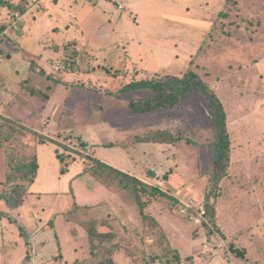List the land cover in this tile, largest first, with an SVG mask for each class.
Masks as SVG:
<instances>
[{"label": "rangeland", "instance_id": "374dc122", "mask_svg": "<svg viewBox=\"0 0 264 264\" xmlns=\"http://www.w3.org/2000/svg\"><path fill=\"white\" fill-rule=\"evenodd\" d=\"M124 1L130 2V0ZM137 3V15L134 11L129 20L135 27L132 34L142 41L136 47L139 50L144 48L145 54L139 55V50L136 53L137 56H142L143 61L151 62L152 67L160 68L159 72L149 73L142 68L139 70L137 66L129 72V75L115 76L113 69L99 68L97 75L104 76L105 83L100 86L102 90L98 88L99 86H95L96 83L92 84L94 88L90 91L93 93L92 99L95 98L94 102L87 97L85 103L83 99L79 100V95L82 93L74 92V89L69 90L71 100L76 99L75 111H81L84 120L94 122L99 120L102 122H99V125H108L103 120H120L121 122L113 124L115 127L126 128L125 132L138 122L140 126L138 132L140 137L144 138L151 131L149 121L145 118L132 120L129 103L148 93H132L124 97L119 94L121 88L133 81L152 77L158 80L181 78L193 72L197 79L205 81L212 87L228 112L232 158L227 178L218 190H214L209 174L214 170L211 146L216 141V130L209 105L201 94H191L171 114H164L161 122L155 120L159 122L154 125L156 131L159 128H171L174 131L177 147L181 153L180 160L183 161L175 165L176 180L181 186L178 190H172L173 186L167 182L169 180L167 175L163 173L161 177L164 184L161 188L173 198L160 197L161 201H159L163 211L162 221L168 230L163 228L161 230L151 218L144 220L136 198L130 192L133 213L130 215L129 223L123 228L124 234H116L118 238L112 242L113 252L118 247H122L123 250L120 251L130 260L133 259V264H159L161 260L164 264L174 263L176 256L167 247L168 237H177L185 241L184 245L188 243V246L183 259L180 256V261L175 264H194L196 257H199L203 264H207L209 259L211 262L216 256L220 258L218 250L221 251V258L230 264H264V0H137ZM9 12L11 14L12 11ZM43 14L47 16L45 12ZM18 33L14 34L18 35ZM109 48L107 53L115 65L119 51L116 47ZM161 49L167 50L168 58L159 59L154 56L156 50ZM72 55L73 51L69 52L67 57ZM86 59L83 54L80 55L76 67L81 69L87 67ZM108 70H112L111 73H107ZM37 73L40 81L36 82L38 86L32 85V87L37 88V104H40L48 98L47 83L49 82L46 78L49 74ZM67 73L49 75V77L59 79L60 76L62 78L65 76V80H72L66 76ZM75 80L77 82L79 79ZM111 96L114 98L112 99ZM79 104L81 107L78 106ZM72 115L74 114L70 117H48L47 120L55 121L51 126H48L49 121L42 126V121L36 117H12L13 120H8L11 123L19 122L18 126L26 132V136L29 134L28 142L33 145L39 144L43 140L42 137L46 138L44 134L59 138L60 141H67L66 145L70 147L78 145L80 139L87 145V134L81 131L82 126L76 125L81 121ZM2 116L8 114L0 108V117ZM5 126L6 129L11 127L6 121L0 120V128L4 129ZM33 127L38 130L37 133L32 134ZM72 141H74L73 145L68 144ZM123 141L125 139L121 142ZM54 145L56 147L47 145L41 148L40 163L43 171L41 182L60 172L61 167L54 165V149L59 148L62 152L64 149L60 143ZM9 155V151L0 148V195L7 193L16 200L15 194L9 193V189L15 187L9 185V180L12 179L9 170L13 166L12 160L8 158ZM210 192L219 195L216 199H211V204L215 202L218 228L210 221L212 232L209 235L208 229L197 228L195 223L178 213V209H175V196L188 195L206 199ZM69 197L70 199L57 202L56 206L60 205L62 208L64 202L68 205L75 204L72 192ZM13 199H10L12 203H14ZM24 199L18 202L16 208L2 201L0 210L3 212L13 210L14 216L10 214L9 216L16 219L25 229L17 218L30 211L31 199L28 201ZM42 207L41 201L36 204L38 211H41ZM43 209L45 210L46 207ZM66 217L67 221L71 218L75 223L71 228L83 229L84 234L76 235L79 237L75 241L91 255L90 253L95 250L87 230L93 228L95 217L86 210L78 212V208L74 206L66 212ZM1 218L9 221L8 218ZM123 230L120 229L122 232ZM70 236L74 237L75 234L71 233ZM97 243L99 241L95 240L94 246ZM204 244H209L213 253L217 255L213 257L214 254H210L203 259ZM233 249L243 253L244 256H237L233 253ZM60 259L61 256H56V261ZM92 260L91 258L89 264L101 262V260ZM86 261L87 258H83V264Z\"/></svg>", "mask_w": 264, "mask_h": 264}, {"label": "crops", "instance_id": "0c3cea01", "mask_svg": "<svg viewBox=\"0 0 264 264\" xmlns=\"http://www.w3.org/2000/svg\"><path fill=\"white\" fill-rule=\"evenodd\" d=\"M3 1L6 2L2 4ZM25 1L27 0H0V26L7 21L9 10H13L11 6L22 5ZM137 4V0H130L128 3L124 0H52L45 3L42 10L26 14L25 24L18 35L14 34L12 39H7L3 42L4 44H1V49L10 56L5 57L4 54L5 59L0 62V108L7 111L8 116L6 117L40 118L42 126L46 121L50 122L48 126L55 122L47 120L48 117H70L71 114H74L72 116L78 117V120L81 121L76 125L82 126L81 131L88 136L85 148L89 150L90 155L101 163L135 177L150 186H158L162 191L161 186L164 184L161 177L164 173L169 177L167 182L173 186L172 190L176 191L181 186L180 182L176 180L175 165L181 164L183 161L180 160L181 153L175 143L171 140H168V143L141 141L138 122L128 132H125L126 128L115 127L113 124L121 122L120 120H103L108 124L106 126L99 125V120L96 122L84 120L81 111H75L74 102L76 99L71 100L70 98L69 90L74 89V92L82 93L79 95V100L83 99L87 103V97L90 99L93 94L90 91L94 88L92 84L96 83L95 86L103 89L100 86L105 83V78L97 75L99 68H111L117 72H114L115 76L129 75V72L137 66L138 69L142 68L149 73L159 72L160 68L152 67L151 62L143 61L142 56H137L136 53L139 50L136 45H140L139 42L142 43V41L132 34L135 27L132 26L129 19L134 11L137 15ZM119 5L123 6V9H120ZM42 12H45L47 16ZM109 47H116L119 51L116 55L118 60L115 65L107 53ZM71 51H73V57L77 63L79 56L83 54L87 58V67L83 69L76 67L77 71L67 73L66 76L72 80H65V76L64 78L60 76L58 79L60 83H47L49 97L43 103L37 104L36 96L23 89L21 84L30 78L32 83L38 86L36 82L40 79L37 72L42 70L50 75L51 62L67 57ZM144 52L145 50L142 48L138 54L143 55ZM156 52L154 56L159 59L169 56L167 50L164 51V49L156 50ZM32 62L37 65L35 70L31 69ZM111 71L108 70L107 73H111ZM76 78L79 79L77 82ZM132 93L137 94L138 92ZM132 93L122 96L126 97ZM111 98L113 99L114 96ZM78 106L81 107V104ZM173 110L175 109L130 118L132 120L145 118L146 121H149L151 131H155L154 125L161 122L164 114H171ZM32 130L38 132L34 127ZM159 130L163 129L159 128ZM169 130L172 133L171 129ZM44 135L52 138L49 135ZM130 138L134 139L130 141ZM124 139L126 142H121ZM117 143L122 144L116 145ZM47 145L55 146L52 143L38 146L39 170L34 184L29 188L28 196L24 199L27 201L31 199L29 201L31 203L30 211L26 215L17 216L25 226L26 232L31 235L30 242L35 251L31 264H83V258H87L86 262H91V258L94 261V258L103 257L101 254L95 257L92 252L91 255L87 254L82 245L76 243L75 240L79 237L76 235L81 236L84 231L82 228H71L75 223L71 218L67 221L66 217V212L70 211L74 204L68 205L64 202L60 208V205L56 206V203L70 199L69 194L72 192L75 204H77V207H74L78 208V212L86 210L92 213L98 223L96 227L98 233L124 234L123 228L129 223L134 208L131 204L130 192L127 190L116 192L104 186L96 177L85 173L87 165L81 159L69 166L66 174L62 175L58 171L59 174L41 182L43 171L40 152L41 148ZM56 150L57 148L54 149L55 153ZM55 153L54 165L60 168L61 163ZM167 172L169 173L167 174ZM178 197L183 196H175L177 200ZM40 201L43 207L41 211H38L36 204ZM44 207H46L45 210ZM161 208L160 203L153 202L146 208V213L154 216L161 228L168 230L162 221L163 211ZM4 212L14 216V211L11 209L10 212ZM71 233L75 236H70ZM168 240L171 248L178 250L183 259L188 243L184 245L185 241L177 237H168ZM96 245L98 249L95 250V253L107 250L113 252L112 243L103 242ZM120 249L123 250L122 247H118L111 255L114 262L116 264H133L132 260ZM56 256H61L62 259L56 261ZM218 256L220 258H216V256L207 264H230L221 258L220 250H218ZM25 259V241L20 236L18 227L0 217V264H25ZM194 264H203V261L196 258Z\"/></svg>", "mask_w": 264, "mask_h": 264}, {"label": "trees", "instance_id": "16d2710c", "mask_svg": "<svg viewBox=\"0 0 264 264\" xmlns=\"http://www.w3.org/2000/svg\"><path fill=\"white\" fill-rule=\"evenodd\" d=\"M3 1L2 4H4ZM23 5V4H22ZM20 4L11 6L13 8L12 12L14 11H21L23 12V6ZM11 12V13H12ZM10 12L8 15L7 21L0 26V33H2L9 25L10 20ZM11 38H9L10 40ZM5 42V41H3ZM0 54L5 57H9L10 55L4 53V50L1 49L0 46ZM0 60L1 61H3ZM74 60V61H73ZM74 64H73V62ZM53 63H64L69 68L66 70H59L55 71L52 69ZM72 65V67H71ZM77 65V60L74 59L73 55L70 57H66L65 59H57L53 60L51 62V73L50 75H61L65 72L74 71L76 69H73V66ZM36 63L32 62L31 69H36ZM71 67V68H70ZM77 71V70H76ZM41 74L45 75L42 70L38 71ZM46 78L47 82H53V84L60 83L58 79H55L54 77L47 75ZM22 88L25 89L30 94L36 96L37 95V88L33 89L32 80L29 78L21 84ZM37 86V85H35ZM30 87V88H28ZM132 92H147L148 95H144L142 98L131 101L129 103V108L132 111V116H143L148 114H153L159 111L163 110H172L176 109L178 106L181 105L182 102L186 101L191 94H201L204 99L207 101L209 105V109L212 115V120L215 126L216 130V141L212 143V165L214 170L212 173L209 174V180L212 181V185L214 190H218L220 188V185L223 183V181L227 178L228 172H229V166L231 164V158H232V141L231 136L228 129V112L226 111V108L216 92L212 89V87L206 83L205 81H201L197 79V76L193 72H189L188 74L184 75L181 78H168L165 80H158L155 77H152L151 79H142L139 81H133L121 88L119 91L120 95L129 94ZM49 95V94H48ZM49 97V96H48ZM94 99L92 97L89 99L91 102H94ZM97 99V98H96ZM93 100V101H92ZM90 102V104H92ZM13 120L12 117H6L2 116L0 117V120L6 121L11 127L6 129V126L4 129L0 128V148H4L7 151L10 152V159L12 160V169L9 170V174L11 176L10 186H15L9 189V193L15 194L17 197L16 200H14L10 195L2 194L0 195V201H5L6 203L10 204L12 207H18V202L20 200H23L25 197L29 194V188L34 184L35 179L37 177V173L39 170V162H38V146L40 145H46V144H61L63 146L64 151L62 152L61 149H57V158L59 159L61 163L60 173L62 175L66 174L68 171L69 166H71L76 160H83V162L87 165V168L85 170V173H90L92 176L96 177L104 186L111 190H115L116 192H119L121 190H127L134 194L136 201L138 203V206L140 208V213L142 214V217L144 220H155V223L157 226L159 225V228H161L160 223L155 219L154 216L151 214L146 213V207L152 204L153 202L161 201L160 197L163 198H169L170 197L167 193L162 191L158 186H150L139 179L132 177L126 173H123L117 169H114L112 167H109L103 163H101L99 160L94 158L88 151L86 150L85 146L86 144L81 142L82 140H78L80 143L78 145H73L74 141L68 142L71 143L74 147H70L66 145L67 141H60L59 138L52 139L48 136L42 137L43 140L39 142L37 145H33L30 142H28L29 134L26 136V132L22 130L21 127L18 126V123H11L9 120ZM18 121V120H17ZM20 124V123H19ZM22 126V125H21ZM171 129V128H169ZM167 128H164L163 130H155L150 131L149 134L144 137L140 138L141 141H153L156 143H168V140H171V142H176V137H174V131ZM36 131L33 132L34 134ZM37 133V132H36ZM45 136V135H44ZM58 139V140H57ZM134 138H130L129 140H133ZM54 140V142L52 141ZM69 141V140H68ZM61 142H64L62 144ZM126 142V141H123ZM122 143H117L116 145H120ZM12 156V158H11ZM218 193L212 194V192L208 193L206 196V199H201L206 201L207 205V212H208V219L213 222V224L217 227L216 222V208L214 207V204H211V199H216L218 197ZM10 199L14 200V203L10 201ZM200 201V200H199ZM151 202V203H149ZM147 203H149L147 205ZM75 207H77V204H74ZM175 209H178V200L175 199ZM17 212V211H16ZM0 217L8 218L9 222L11 224H14L18 227L20 236L25 241L26 246V259L25 264H31L33 254L35 251L33 250V245L30 242V234L25 231V229L18 223L16 219H13L9 216L8 213L0 212ZM93 228H89L87 230V233L89 234V237L91 239V242L93 243V249L97 250V245L94 246V242L99 241V243L108 242L112 243L117 237V235L113 232L110 233H98L96 228L98 226V223L94 221ZM85 225V224H84ZM86 226V225H85ZM197 228H203L209 230V235L212 232L210 229V226L207 224H203L202 226L197 225ZM218 228V227H217ZM161 230H163L161 228ZM199 230V229H198ZM168 240V248L169 250L175 254V262H171L169 264H175L176 262L180 261V253L178 250L171 248ZM113 253V252H112ZM111 251H99L97 253L92 252V254L95 255V257L103 256L97 258L98 260H101L98 264H116L114 260L111 258L112 255ZM233 253L237 256H244L243 253L238 252L236 249H233ZM105 258V259H103ZM199 259V257H196ZM195 258V259H196ZM194 259V260H195ZM132 262L134 261L131 259ZM210 260V259H209ZM208 260V261H209ZM96 261V260H94ZM89 264V262L85 263ZM159 264H164L161 261H159Z\"/></svg>", "mask_w": 264, "mask_h": 264}, {"label": "built area", "instance_id": "2783aa9c", "mask_svg": "<svg viewBox=\"0 0 264 264\" xmlns=\"http://www.w3.org/2000/svg\"><path fill=\"white\" fill-rule=\"evenodd\" d=\"M52 0H27L23 3V12L14 11L11 13L8 27L0 33V46L4 44L3 41L11 38L14 33L21 31L25 24V16L28 13L37 12L44 8L45 3ZM120 9H123V6L119 5ZM11 35V36H10ZM13 37V36H12ZM3 59V56L0 54V60ZM74 61V60H73ZM72 61V62H73ZM74 64V62H73ZM72 67V65H71ZM70 67V68H71ZM69 67L64 63H53L52 69L55 71L66 70ZM73 69H76L75 65ZM178 213L187 219L199 226L203 224L210 225V220L207 215V205L205 200H196L194 198H189L188 196L178 197ZM212 248L209 244L203 245L202 254L204 255L203 259L210 254H214L215 257L217 254L213 253Z\"/></svg>", "mask_w": 264, "mask_h": 264}]
</instances>
